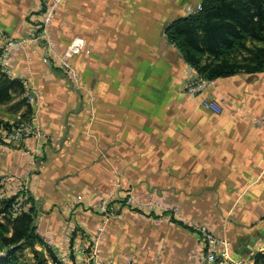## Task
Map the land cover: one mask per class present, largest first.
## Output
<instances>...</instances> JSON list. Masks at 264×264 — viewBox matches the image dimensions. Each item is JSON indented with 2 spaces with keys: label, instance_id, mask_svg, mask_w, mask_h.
<instances>
[{
  "label": "crops",
  "instance_id": "1",
  "mask_svg": "<svg viewBox=\"0 0 264 264\" xmlns=\"http://www.w3.org/2000/svg\"><path fill=\"white\" fill-rule=\"evenodd\" d=\"M51 1L0 0V27L23 42L5 70L38 97L25 122L41 133L0 144V175L29 183L37 233L68 264L71 247L87 240L83 229L101 219L90 205L133 186L183 215L155 222L148 242L137 237V264L146 255L149 264H197L202 243L190 222L228 237L234 258L253 259L264 246V71L216 78L198 97L185 92L198 71L166 26L202 0H63L47 30L35 33L40 7ZM76 36L85 48L71 57L75 82L54 57ZM12 94L7 102L19 103L23 94ZM205 95L222 111L205 107ZM122 231L109 227L105 259L124 253Z\"/></svg>",
  "mask_w": 264,
  "mask_h": 264
},
{
  "label": "trees",
  "instance_id": "2",
  "mask_svg": "<svg viewBox=\"0 0 264 264\" xmlns=\"http://www.w3.org/2000/svg\"><path fill=\"white\" fill-rule=\"evenodd\" d=\"M166 33L185 60L206 78L264 71V0H202L201 9L172 20L166 26ZM248 41L255 45L250 46ZM243 50L249 54L237 58ZM13 91L23 94L22 99L27 101L23 104L31 115L33 106L24 96L22 79L11 77L0 62V102L11 100ZM16 198L15 195L7 199L0 209L5 224L9 225L0 221V227L12 230L10 235L2 234L0 238V264H61L36 231L33 196H29V208L23 207L18 212L13 210ZM37 243L45 245L46 250L36 248ZM26 246L34 247L33 260H21L17 254ZM254 264H264V251L254 256Z\"/></svg>",
  "mask_w": 264,
  "mask_h": 264
},
{
  "label": "rangeland",
  "instance_id": "3",
  "mask_svg": "<svg viewBox=\"0 0 264 264\" xmlns=\"http://www.w3.org/2000/svg\"><path fill=\"white\" fill-rule=\"evenodd\" d=\"M61 4V3H60ZM56 16V15H55ZM55 18V17H54ZM71 43V42H70ZM69 43V44H70ZM248 44L250 46L255 45V42L248 41ZM68 47V46H67ZM66 47V48H67ZM249 54V51L243 50L241 51L238 55H236L237 58H241L243 55ZM242 60V59H239ZM23 98V97H22ZM20 99L19 103H8V102H1L0 103V144H11L13 141H8L7 139V129L4 126H10L11 128L13 126L20 125L21 123L25 122L27 119L30 118L31 115H29V111L27 108L24 106L23 103L27 104V101L25 99ZM25 107L24 111L21 113H18V110L21 109L22 107ZM21 114V115H20ZM2 176V181L0 183V209L3 208L5 201L12 196H17L14 205L19 202L20 200L24 199V203L22 205V208H29L31 205V201L29 200V196H31V191L28 189L29 188V183H23L21 182L20 179L16 180L12 178L11 175H1ZM16 176V175H14ZM28 181V180H27ZM28 186V187H27ZM122 193L118 194H106L102 195L98 201L95 202V204L90 205L89 210H91L94 214H98L100 216V221L93 227V228H88V229H83L82 233L84 236L87 237V240L83 245L86 247L88 252H91L94 249L95 241L97 235L99 236L100 232V226H104V232L100 236V240L97 239L98 242V253L100 255V259L102 264H107L110 260H123L128 255H132L135 257L136 262L134 264H137V237L146 240L147 242L149 241L148 234L150 232L151 228H156L155 222H157L159 225L163 224L164 220L173 218L176 221H181L180 218H178L175 215L170 216V214H163V215H157L154 212H152L151 208V202L154 201L152 198L149 197V195L145 196V198H141L137 195V189L132 186V188H124L122 189ZM129 198L132 199V203H127L126 200L129 202ZM152 199V201H151ZM34 200V199H33ZM32 200V201H33ZM107 200L109 201L110 204V209L108 211L102 209V203ZM29 201V202H27ZM138 202V203H137ZM35 203V200H34ZM14 205H13V210H14ZM93 206V207H92ZM21 208V209H22ZM20 209V210H21ZM18 212V211H17ZM159 212V214L164 213V212ZM154 213V214H153ZM4 213H0V221L3 222V224L6 223V220L4 219ZM35 221L34 224L36 225L37 223V210L35 211ZM68 216H71V214H67ZM183 217V215L181 214ZM115 222V223H114ZM111 224H114L116 226H124L126 227V233L122 231L121 233L123 234V240L121 244L125 246L124 253L123 254H118L113 255L111 259H105L106 253L104 252V247L102 246V240L103 237L106 236L109 227ZM6 226H9L8 224H5ZM71 228L74 227V224H70ZM73 226V227H72ZM78 226V225H77ZM81 229V227H79ZM159 229V227H157ZM12 232L11 229L7 228H2L0 227V238L2 234H7L10 235ZM76 233V230L71 229V234ZM137 232H139L137 234ZM71 235L69 236L70 239ZM44 240L45 244L48 246V248H52L49 245V241L46 240L45 238L42 237ZM71 240V239H70ZM69 240V241H70ZM72 246L74 244H77L76 239L74 237L72 238ZM127 242L131 243V248L127 247ZM21 243V242H20ZM71 246V245H70ZM36 248L40 250H44L45 245L37 243ZM53 250V249H52ZM54 251V250H53ZM48 256L49 252L46 251ZM70 252V257L68 255L67 260L68 264H78L76 262V253L74 249L71 247ZM54 253L57 255L58 260L61 262V264H65V261L63 258L65 256L58 255L56 251ZM17 254L19 255L21 260H33L34 258V247L32 246H26V247H21ZM117 258H116V257ZM162 256V250L156 249L155 253L152 256V259L154 257V262L156 260H160ZM117 259V260H116ZM94 259H91L88 264H94L93 262ZM149 255H146L144 257V264H149ZM161 264V263H159Z\"/></svg>",
  "mask_w": 264,
  "mask_h": 264
},
{
  "label": "built area",
  "instance_id": "4",
  "mask_svg": "<svg viewBox=\"0 0 264 264\" xmlns=\"http://www.w3.org/2000/svg\"><path fill=\"white\" fill-rule=\"evenodd\" d=\"M63 0H53L51 2L43 3L40 7L43 13V19L38 22L36 32L45 31L47 30L50 23L53 21L57 9L60 3ZM202 8V2H199L196 6H187V12L191 13L196 10ZM48 44L50 49H53V40L51 37L48 36L47 38ZM0 43L2 47V52L0 54V62L5 69V65L7 63L8 58L14 52L16 48L21 46L23 43L21 40L16 38H12L6 34V32L0 27ZM85 48V40L81 36H76L68 47L64 50L63 53L60 55H56L54 57L55 64H57L73 81H79V70L77 67L71 63V57L81 52ZM25 91L24 96L30 102L32 106H34L38 102V97L35 93L32 92L31 88L29 87L27 81L22 79ZM214 79L206 78L199 73L196 75L191 76L185 83H184V90L185 92L192 97H198L206 93L208 87L212 84ZM202 103L205 107L215 111L221 112L222 106L221 104L211 98L209 95H205L202 97ZM36 132L39 134V130L35 127L31 126L27 122H23L20 125L13 126L12 128L7 129V139L8 141H21L25 136H28ZM41 134V133H40ZM152 201V199H151ZM127 203H132V199L129 198L126 200ZM24 203V199L20 200L14 205V211L17 212L22 208ZM138 203V202H137ZM109 201L105 200L102 203V209L108 211L110 208ZM152 211H160V212H170V214L177 216L178 218H183L181 216V210L178 206H163L155 201L151 202ZM190 227L199 233L201 238V251L199 262L197 264H207V263H216V262H230L232 264H254V258L247 260L244 258H234L231 254L232 242L226 236H218L207 224L205 223H198V222H190ZM100 234L97 235L95 241V247L91 252H88L84 245H79L74 248L76 253V262L78 264H88L91 259H94V264H102L100 255L98 253V242L100 240L101 234L104 232V226H100ZM97 239L98 242H97ZM260 251H264V246L261 248ZM135 257L132 255H128L121 261L110 260L107 264H134Z\"/></svg>",
  "mask_w": 264,
  "mask_h": 264
},
{
  "label": "water",
  "instance_id": "5",
  "mask_svg": "<svg viewBox=\"0 0 264 264\" xmlns=\"http://www.w3.org/2000/svg\"><path fill=\"white\" fill-rule=\"evenodd\" d=\"M252 243V245L254 246L255 245V243H253V242H251ZM258 253V251L257 252H255V255Z\"/></svg>",
  "mask_w": 264,
  "mask_h": 264
}]
</instances>
